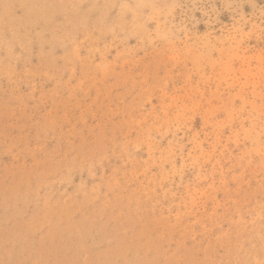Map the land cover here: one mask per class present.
I'll use <instances>...</instances> for the list:
<instances>
[{"label":"rangeland","instance_id":"obj_1","mask_svg":"<svg viewBox=\"0 0 264 264\" xmlns=\"http://www.w3.org/2000/svg\"><path fill=\"white\" fill-rule=\"evenodd\" d=\"M0 264H264V0H0Z\"/></svg>","mask_w":264,"mask_h":264}]
</instances>
